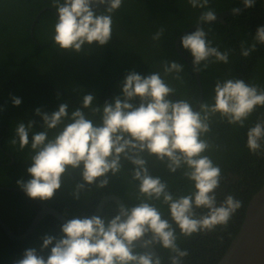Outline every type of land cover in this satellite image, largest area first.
Wrapping results in <instances>:
<instances>
[{
	"label": "clouds",
	"instance_id": "clouds-1",
	"mask_svg": "<svg viewBox=\"0 0 264 264\" xmlns=\"http://www.w3.org/2000/svg\"><path fill=\"white\" fill-rule=\"evenodd\" d=\"M58 13L53 40L61 50L81 52L85 45L104 46L112 38V13L123 0H52ZM246 8L255 0H242ZM202 12L194 31L181 36L182 48L190 52L192 66L201 71L210 63H229L231 50L221 52L212 45L201 22H216L217 13L208 8L209 0H188ZM105 6L103 11H97ZM239 14L238 8H233ZM161 27L153 40H160ZM254 43L241 42L240 55L249 57L264 44V25L256 30ZM164 76L175 73L181 80L184 65L173 60L161 62ZM176 89L162 77L160 71L141 75L129 72L122 82V95L114 96L103 105L95 103L94 94L83 95L79 107L69 110L62 102L51 114L40 108L43 130L34 132V120L19 122L15 128L19 147L29 144L34 153L27 181L20 179L18 187L32 200L47 202L61 189L63 178L70 171H79L81 182L75 184L71 196L79 201L81 192L90 186L105 188L112 177L125 169L136 182L138 203L121 204L110 218L94 214L72 216L60 225L61 236L45 234L38 253L27 248L14 264H162V258L147 251L149 246L167 249L170 264H183L189 255L178 244L180 235L213 231L218 225L227 226L241 201L227 195L217 204L216 190L220 186L221 169L205 153L212 145L204 138L211 131V118L217 114L229 124L245 127V122L258 107H264V88L246 83L244 79L217 80L214 102L201 103L199 108L185 99L174 100ZM21 98L12 97L13 106ZM99 115V120L89 118ZM56 130L49 137V132ZM31 133V141L29 139ZM11 143L17 144L13 138ZM247 148L252 154L264 153V118H258L247 131ZM150 161L163 165L168 173L181 172L193 183V191L174 195L167 181L153 175ZM156 202L167 205L170 219L165 218ZM206 210L204 214L197 210ZM175 224V227H173ZM137 244L140 247H137ZM45 258L43 253L49 250Z\"/></svg>",
	"mask_w": 264,
	"mask_h": 264
},
{
	"label": "trees",
	"instance_id": "trees-1",
	"mask_svg": "<svg viewBox=\"0 0 264 264\" xmlns=\"http://www.w3.org/2000/svg\"><path fill=\"white\" fill-rule=\"evenodd\" d=\"M242 4V0H209L208 8L215 12L229 10ZM52 0H0V220L10 230L19 235L29 226L39 211V200H32L21 190L16 181H27L31 177L27 168L31 166L34 154L29 144L23 150L19 147L15 128L19 122L34 120L33 131L43 130V121L35 114H51L58 110L62 102L69 103V110L79 107L83 95L94 94L95 103L103 105L114 96L122 95V82L125 76L136 71L141 75L160 71L162 77L176 89L174 100H188L193 107L198 100V88L190 66L177 56L174 40L180 32L196 24L199 16L207 9L193 8L188 0H123L121 7L112 13L113 33L107 45L93 43L83 50L67 52L61 50L53 40L55 13L48 9ZM42 8L34 22L35 15ZM57 11V10H56ZM103 11V10H101ZM264 25V0H255V5L245 8L239 14L227 17L225 24L213 22L202 27L207 38L221 52L231 50L229 63H210L198 71L203 99L201 103L214 102V87L217 80L230 78L244 79L246 83L264 88V44H257V50L249 57L240 55L241 42L245 46L254 43L253 37L258 27ZM163 27L160 40H153V34ZM180 49L191 60L190 52ZM177 61L184 65L181 80L173 79L175 73L164 76L162 61ZM22 100L20 106L12 104V97ZM199 108V107H198ZM198 110V109H197ZM89 118L99 120V115ZM258 118H264V107H258L245 122V127L232 125L219 114L211 118V131L205 134L212 147L208 155L221 169L220 186L216 190L217 204L227 195L241 201V207L232 216L227 226H217L213 231L193 234L191 237L178 236L177 244L189 253L183 264H215L227 249L239 230L246 205L264 182V153L252 154L247 148V131ZM56 130L49 132V137ZM17 139V144L11 143ZM31 141V133L29 137ZM153 175L167 181L174 195H186L193 191V183L183 178L181 172L170 174L163 165L150 161ZM125 169L112 177L105 188L90 186L81 192L80 200H74L71 192L76 183L81 182L79 171H70L64 176L62 187L55 197L42 204L52 207L65 218L93 214L101 197L116 195L125 205L138 203L136 182L131 180ZM165 218L170 219L167 205L156 202ZM113 202L107 203L100 216L110 218L117 214ZM206 210H197L198 215ZM60 223L46 215L35 230L24 240L9 239L0 228V264H14L23 256L27 248L40 252L42 237L45 234L61 236ZM175 227V224H173ZM162 258V264H170L171 253L160 245L154 247ZM45 250L41 255L49 254Z\"/></svg>",
	"mask_w": 264,
	"mask_h": 264
},
{
	"label": "water",
	"instance_id": "water-1",
	"mask_svg": "<svg viewBox=\"0 0 264 264\" xmlns=\"http://www.w3.org/2000/svg\"><path fill=\"white\" fill-rule=\"evenodd\" d=\"M104 7L105 6L98 7L97 11L104 10ZM236 8H238L239 12H241L246 7L242 2V4H240ZM45 9L47 8H42L35 15L34 20L30 25V29H29L30 33L32 32L34 22L37 20L39 14L43 12ZM48 9L52 10L58 19L57 11L51 7H48ZM216 13H217L216 22L222 24H225V19L227 17L235 15L232 12V9L224 10ZM205 24L206 22H201L199 26L202 27ZM196 27H197V23L189 26L188 28L180 32L178 36L175 38L173 46L177 56L190 66L191 71L194 74L195 82L198 88V100L195 103L194 108L198 109L203 99V90H202L199 74L198 71H196L193 68L192 60L182 52L179 46L181 36H183L188 32L194 31ZM4 189L23 192L22 190H18L15 188H4ZM109 202H113L116 205L117 211L119 210L120 205L124 204V202L120 197L113 194L106 195L101 197L100 201L95 207L93 214L100 216L104 206ZM39 204L41 208L35 214L34 218L30 222L26 230L19 235L14 234L10 230V228L2 220H0V228L4 232V234L9 239L14 241L24 240L35 230L38 223L46 215H50L54 217L60 224L66 222L67 218H65L56 209L52 207H48L42 204L41 202H39ZM137 247H140V245L137 244ZM146 250L154 253L157 257H159V253L154 247L149 246ZM215 264H264V182L260 187V189L255 194H253L250 200L248 201L243 215V220L241 222L238 232L231 240L230 244L228 245L227 249L220 257V259Z\"/></svg>",
	"mask_w": 264,
	"mask_h": 264
}]
</instances>
